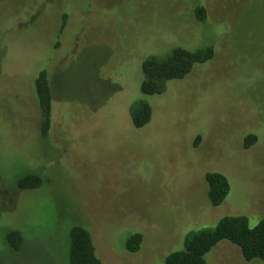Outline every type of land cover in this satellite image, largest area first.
<instances>
[{
	"label": "rangeland",
	"instance_id": "374dc122",
	"mask_svg": "<svg viewBox=\"0 0 264 264\" xmlns=\"http://www.w3.org/2000/svg\"><path fill=\"white\" fill-rule=\"evenodd\" d=\"M204 45L211 62L163 95L140 93L142 62ZM42 70L53 94L47 137L34 95ZM140 100L152 119L135 130L129 109ZM248 134L258 140L244 149ZM215 170L230 184L217 208L204 178ZM30 173L44 182L18 191ZM226 216L251 227L264 217V0H0V264H68L73 226L90 233L101 264H164ZM10 230L25 238L19 251ZM133 233L143 241L130 254ZM205 260L264 264L227 241Z\"/></svg>",
	"mask_w": 264,
	"mask_h": 264
},
{
	"label": "trees",
	"instance_id": "16d2710c",
	"mask_svg": "<svg viewBox=\"0 0 264 264\" xmlns=\"http://www.w3.org/2000/svg\"><path fill=\"white\" fill-rule=\"evenodd\" d=\"M195 4V3H194ZM195 16L204 22L205 14L201 6L195 4ZM67 14L61 17L58 36L62 35ZM59 44L57 40L56 45ZM214 49L209 45L188 50L176 47L166 52L163 57H150L142 62V82L140 93L154 97L163 95L170 82L184 80L199 65L211 62ZM169 83V84H168ZM34 95L38 104L40 134L47 137L51 128L53 94L48 72L42 70L34 81ZM131 125L135 130L145 128L152 119V109L148 102L140 100L129 109ZM257 136L248 134L244 138L243 147L249 149L257 143ZM201 135L197 136L194 146H198ZM207 198L211 207L217 208L226 200L230 192V184L226 173L220 171L206 172ZM44 180L35 173H30L16 182L20 192L39 188ZM6 243L13 251H19L26 243L20 231L10 230L5 235ZM143 236L133 233L125 242V249L130 254L137 253L142 245ZM221 241L236 246L246 262L264 260V217L251 227L245 216H226L218 221L213 228L200 229L188 234L184 240V249L168 254L164 264H206L205 256ZM68 264H101L90 233L81 227L73 226L66 243Z\"/></svg>",
	"mask_w": 264,
	"mask_h": 264
}]
</instances>
